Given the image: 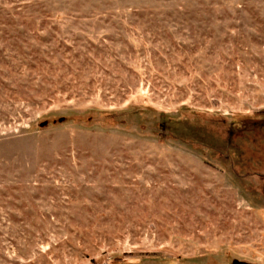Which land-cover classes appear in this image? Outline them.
<instances>
[{"label":"rangeland","instance_id":"rangeland-1","mask_svg":"<svg viewBox=\"0 0 264 264\" xmlns=\"http://www.w3.org/2000/svg\"><path fill=\"white\" fill-rule=\"evenodd\" d=\"M0 264H264V0H0Z\"/></svg>","mask_w":264,"mask_h":264}]
</instances>
